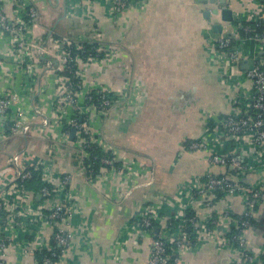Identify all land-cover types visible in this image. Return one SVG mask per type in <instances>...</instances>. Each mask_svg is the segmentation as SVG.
<instances>
[{"label": "crops", "instance_id": "crops-1", "mask_svg": "<svg viewBox=\"0 0 264 264\" xmlns=\"http://www.w3.org/2000/svg\"><path fill=\"white\" fill-rule=\"evenodd\" d=\"M15 1L0 0V15L19 20L22 12L17 10ZM25 1L38 10L37 22L28 29V36L36 43L45 44L49 37L64 36L78 43L87 42L95 32H100L103 41L118 51L114 58L92 60L80 66L82 85L76 97L92 137L99 139L101 148L113 153L115 160L96 176L87 173L84 161L89 156L82 152V135L76 131L70 137L69 121L75 106L60 100L59 86L66 72L58 67H63V63L46 53L52 51L44 47L45 52L32 47L22 56L12 48L9 34L0 30V97L6 94L14 100L6 115H0L1 198L11 197L5 190L15 182L17 169L42 164L53 185L59 183L62 175L69 174L66 193L59 191L51 200L52 204L65 197L74 201L70 246L59 264H145L152 234L137 241L128 234L139 208L171 200L172 205L167 204L159 224L163 228L172 206L177 204L173 198L177 199L184 182L208 169L224 171L210 164L208 150L186 149L187 143L201 134L205 116L220 118L229 109L226 86L208 49V37L218 35L211 29L213 20L226 23L221 21L219 12L213 13L223 4L219 0H146L143 7L127 9L112 19L100 2L95 3L93 15L86 20L69 16L80 25L75 33L62 36L56 26L68 17L67 0ZM226 5L233 14L248 5L257 10L250 0H225ZM126 80L142 91L140 97L133 100L130 92L104 115L88 110V92H121ZM14 117L20 119V128L11 132L9 121ZM211 148L219 149V145ZM149 169L153 172L152 184L134 186L135 175ZM262 176L264 171L260 170L241 178L251 183ZM24 190L26 203L36 207L42 200L39 192L33 195L26 186ZM225 208L237 216L243 210L242 198L231 195L204 200L194 213L199 220H205ZM21 221L29 231L24 226L16 231L6 230L12 237L3 256L8 264H34L35 256L26 251V243L31 239L34 248L52 240V226L32 222L25 216ZM34 230H38V236L33 240ZM212 230L210 239L180 255L179 264H238L230 256L229 248L220 247L217 242L227 236L230 223L214 225ZM245 236L247 248L256 257L252 264H258L264 248V200Z\"/></svg>", "mask_w": 264, "mask_h": 264}, {"label": "built area", "instance_id": "built-area-1", "mask_svg": "<svg viewBox=\"0 0 264 264\" xmlns=\"http://www.w3.org/2000/svg\"><path fill=\"white\" fill-rule=\"evenodd\" d=\"M21 1L25 3L20 4ZM250 1L256 4L257 10L248 5L244 10L235 12L232 21L222 25L221 33L208 37L210 58L219 67L220 80L226 86L225 95L229 109L220 118L210 114L205 116L201 134L186 146L189 151L208 150L210 164L222 167L224 171L216 173L208 169L184 182L180 186L181 192L177 199L173 198L177 204L172 206L169 219L163 228H160L159 224L167 204L172 205L171 200L161 204H146L139 208L131 220L129 236H135L137 241L139 237L151 234L153 228L159 227L158 235L151 240L150 255L145 264H179L182 253L193 249L198 242L210 239L213 236L212 226L224 222L230 223V231L234 229L235 232L229 234V231L226 237L218 238V245L229 248L230 256L234 257L238 264H252L256 261L255 254L247 248L245 232L252 225L257 207L264 200V177L254 178L251 183L239 179L248 174H257L260 170L264 171V0ZM100 2L104 5L107 16L117 19V16L127 9L143 7L146 0H67V14L86 20L93 15L95 3ZM15 3L17 10L22 12V17L12 21L5 15H0V30L9 34L12 48L21 52L22 56L27 55L32 47L41 53L45 52L42 48L44 47L52 51L46 53H51L63 63V67H58L66 72L65 77L61 79L63 81L60 80V100L63 104L75 106V113L69 124L75 128V132L78 131L82 135V152L90 156L87 146H101L99 139L92 137L86 116L82 121L76 116H82L76 104L83 76L80 66L92 60L114 58L118 51L103 41L100 32H95L92 39L87 41L94 45L93 51L96 55L89 52L85 57L73 54V49L84 50V42L78 43L66 36L49 37L45 44L36 43L34 38L28 36V29L37 22L38 10L25 0H16ZM98 55L101 56L97 57ZM247 59L252 61L250 67L238 68L239 63ZM93 92L98 96L93 98L92 92H88L85 97L86 107L102 115L113 103L125 98L130 92L134 100L141 96L142 91L131 80H126L125 88L121 92L113 93L104 89H96ZM13 103L12 96H1L0 115L5 116ZM19 128L20 119H10L9 130L16 132ZM215 144L219 145V149L211 148ZM237 148L243 149V153H237ZM104 152L106 155L101 159L102 163L111 165L115 160L114 154L107 149ZM38 166L31 167L42 169V164ZM84 167L87 170L88 165L85 164ZM152 174V169L143 174H136L133 185L152 184ZM31 175L29 167L21 171L17 169L15 182L10 183L5 190L11 197L2 199L0 195V264H8L3 256L12 242V237L6 230L16 231L18 227L24 226L23 228L29 231L26 224H22L23 216L32 222L40 221L53 228L52 240L55 245L49 242L45 246L35 245L33 248L31 239L26 243V251L34 256L40 250L49 251L41 258L34 257V264H59V260L65 256L70 246L69 224L74 212V201L65 197L62 202L52 204L51 200L59 191L66 193L71 176L64 174L59 183L53 185L46 174V168L42 169L44 185L39 191L42 200L34 207L24 200L26 191L22 183ZM231 195L242 198L243 210L237 216H233L225 208L215 211L205 220L196 217L194 210L202 205L204 200L223 199ZM45 210L48 212L45 213ZM188 211L193 212V215H187ZM31 235L34 240V237L38 236V230L32 231ZM257 263L264 264V248Z\"/></svg>", "mask_w": 264, "mask_h": 264}, {"label": "trees", "instance_id": "trees-1", "mask_svg": "<svg viewBox=\"0 0 264 264\" xmlns=\"http://www.w3.org/2000/svg\"><path fill=\"white\" fill-rule=\"evenodd\" d=\"M83 46H84V50L73 49V54H78L81 57H85V56L89 55V52H90V54L96 55V53L93 51L94 45L92 43L84 42ZM100 56L101 55H98L97 57H100ZM92 94H93V98H96L98 96L94 92H92ZM76 116L80 121H82L84 119L83 116H80V115L79 116L76 115ZM86 149L90 152V156L84 161V163L86 165H88L87 173H89L92 176H96L97 174L100 173V169L105 166L102 163L101 159L106 155V153L103 151V149H101V147H99L97 145H93V144L90 145L89 147L87 146ZM242 150L243 149H241V148H237L236 152L241 153ZM29 168L32 171V175H31V177L25 179L22 183H23L24 188H25V186H26V188L27 187L30 188L32 190L33 195H35L40 191L41 187L44 185V182H42V169L40 167L37 169H34L31 166ZM242 178H240V180L242 182H245V181H243ZM245 183H248V182H245ZM44 212L47 213L48 210H45ZM187 215H193V212L188 211ZM151 231H152V233H151L152 238L158 235V233L154 232V228ZM234 232H235V230L231 229L229 234L234 233ZM50 244H54L53 240L50 241ZM47 253H49V251H47L46 249H43V250L36 252L35 257L41 258V256H43L44 254H47Z\"/></svg>", "mask_w": 264, "mask_h": 264}, {"label": "water", "instance_id": "water-1", "mask_svg": "<svg viewBox=\"0 0 264 264\" xmlns=\"http://www.w3.org/2000/svg\"><path fill=\"white\" fill-rule=\"evenodd\" d=\"M199 1H203V0H199ZM211 2H214L215 0H210ZM219 3L220 4H223V8H221L219 11L218 9H215L213 11L214 14H220V17H221V21H224V22H231L232 21V15H233V12H232V9L229 8L227 5H225V0H219ZM207 16V15H206ZM211 29L213 32L215 33H221L222 31V22H218L217 19H214L213 20V24L211 26ZM252 63L251 60L247 59V60H243L241 62V65H240V69H246V68H249L250 64ZM74 133H75V128H71V131H70V137H73L74 136ZM154 232L155 233H158L159 232V227H155L154 228Z\"/></svg>", "mask_w": 264, "mask_h": 264}, {"label": "rangeland", "instance_id": "rangeland-1", "mask_svg": "<svg viewBox=\"0 0 264 264\" xmlns=\"http://www.w3.org/2000/svg\"><path fill=\"white\" fill-rule=\"evenodd\" d=\"M79 22L76 19H72L69 16L66 18H63L59 21V23L56 26V31L60 35H66L67 33H75L76 29L79 27ZM104 115V114H102ZM16 140H13V143H15Z\"/></svg>", "mask_w": 264, "mask_h": 264}]
</instances>
